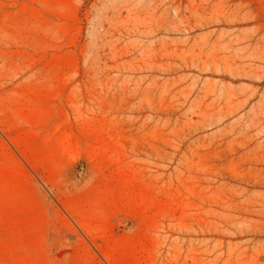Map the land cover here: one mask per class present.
Segmentation results:
<instances>
[{
    "label": "rangeland",
    "instance_id": "rangeland-1",
    "mask_svg": "<svg viewBox=\"0 0 264 264\" xmlns=\"http://www.w3.org/2000/svg\"><path fill=\"white\" fill-rule=\"evenodd\" d=\"M0 264H264V0H0Z\"/></svg>",
    "mask_w": 264,
    "mask_h": 264
}]
</instances>
